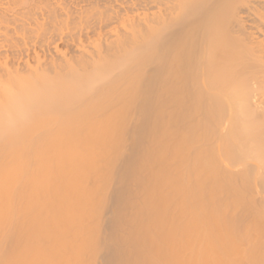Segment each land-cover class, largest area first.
I'll list each match as a JSON object with an SVG mask.
<instances>
[{"label":"bare ground","instance_id":"bare-ground-1","mask_svg":"<svg viewBox=\"0 0 264 264\" xmlns=\"http://www.w3.org/2000/svg\"><path fill=\"white\" fill-rule=\"evenodd\" d=\"M163 225V264H264V0H0V264Z\"/></svg>","mask_w":264,"mask_h":264},{"label":"rangeland","instance_id":"rangeland-1","mask_svg":"<svg viewBox=\"0 0 264 264\" xmlns=\"http://www.w3.org/2000/svg\"><path fill=\"white\" fill-rule=\"evenodd\" d=\"M159 198L161 199V196H159ZM162 198H164V196H162ZM160 199H159V201H161ZM161 202H162V201H161ZM163 202H164V199H163ZM160 204H161V203L159 202V205H160ZM162 204H163V203H162ZM162 204L160 205V208H161V210L159 209L160 212H161V211L163 212V211L165 210V209L162 210V209H163ZM172 208H174V207H172ZM170 210H172V209H170ZM166 211H167V213H169V210H166ZM166 211H165V212H166ZM163 213H164V212H163ZM155 214L157 215V213H155ZM158 215H159V214H158ZM159 216H160V215H159ZM162 216L165 218V217H166V214H165V215H162ZM155 217H156V216H155ZM163 217H162V218H163ZM164 218H163V220H164ZM160 224L162 225V223H160ZM159 227H160V226H159ZM159 227H158V228H159ZM162 227H164V225L161 226V230H158V228H155L156 231L158 230V231H157L158 233H159V231L161 232V233H159L160 235L157 234V233H155L156 236L158 235L159 238H160V236L162 237V235H161V234H163L162 232H164V234H165V230H166V229H164V228L162 229ZM163 230H164V231H163ZM164 234H163V236H165ZM159 238H158V239H159ZM158 239H157V240H158ZM164 239L166 240V238L162 237L161 239L158 240L157 244L160 245L159 247H157V244H155L156 246H153V248L151 249L153 252H150V253H151V255H153V256L148 255V256H149V258H148L149 260H150L151 257H153V258H155V259L152 258V259L150 260V262L147 260V262H146L145 264H153V263H154V264H163V263H164V255H165V252H163V251H165V249H164L163 246H162V241H163ZM165 240H164V243H165ZM159 243H160V244H159ZM164 246H165V244H164ZM154 247H155L156 249H155ZM152 253H153V254H152ZM155 254H156V255H155ZM160 255H163V256L161 257ZM155 256H156V257H155ZM156 258H157V259H156ZM161 259H162V262H160Z\"/></svg>","mask_w":264,"mask_h":264}]
</instances>
